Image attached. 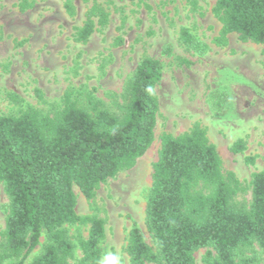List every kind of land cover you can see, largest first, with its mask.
Here are the masks:
<instances>
[{"label":"trees","instance_id":"trees-1","mask_svg":"<svg viewBox=\"0 0 264 264\" xmlns=\"http://www.w3.org/2000/svg\"><path fill=\"white\" fill-rule=\"evenodd\" d=\"M17 6L24 13L34 3L22 0ZM65 9L74 18L76 0H66ZM213 13L222 25L212 40L216 47L229 46L232 34L264 45V0H217ZM85 17L74 34L77 43L87 44L93 34L103 32L111 15L94 2ZM179 39L201 56L211 48L189 28H181ZM116 44L122 45V38ZM162 77L161 62L145 57L121 101L113 97L117 113L105 108L94 93H88L86 107H80L70 89L63 108L53 115L33 107L18 115H0V183L9 200L0 264H98L106 222L77 213L74 186L93 200L101 185L134 168L147 153L155 140L160 111L156 88ZM149 85L152 95L146 92ZM214 97L218 100L213 107L221 106L223 97ZM246 148V141L239 139L231 152L242 154ZM247 161L254 164L256 158ZM152 178L146 227L155 247L134 224L127 245L131 264H197L195 255L202 249H209L203 264H259L247 253L256 245L264 252V168L252 177L250 205L237 202L246 188L225 169L208 129L195 123L178 136H162ZM76 225L89 226L87 238L80 237L78 245L67 230Z\"/></svg>","mask_w":264,"mask_h":264},{"label":"rangeland","instance_id":"rangeland-1","mask_svg":"<svg viewBox=\"0 0 264 264\" xmlns=\"http://www.w3.org/2000/svg\"><path fill=\"white\" fill-rule=\"evenodd\" d=\"M21 1L0 0L1 116L18 115L27 107L53 115L63 108L70 89L80 107L85 108V96L94 93L105 108L117 113L113 97L120 100L140 62L151 57L162 64L163 77L156 88L160 111L150 149L134 168L101 185L93 200L77 186L73 189L77 213L97 215L106 222L103 255L119 251L125 264H131L127 245L134 224L155 247L146 227V207L161 138L188 132L195 123L208 129L225 169L246 188L237 202L250 205L252 177L264 168V45L244 42L237 34L230 35L226 48L213 45L222 29L213 13L217 0H76L74 18L66 13V0H30L34 7L24 13L17 6ZM94 2L110 13V24L87 44L77 43L76 29L83 26ZM183 27L210 45L207 54L198 55L180 42ZM118 38L123 40L120 46ZM215 94L223 98L214 108ZM239 139L246 141L247 148L235 155L231 147ZM249 157L256 158L254 164L247 161ZM8 204L0 183V243ZM67 230L78 245L80 237L87 238L89 226ZM208 250L196 253L197 264H203ZM80 256L77 249L76 257ZM247 256L264 264V252L257 245Z\"/></svg>","mask_w":264,"mask_h":264},{"label":"clouds","instance_id":"clouds-1","mask_svg":"<svg viewBox=\"0 0 264 264\" xmlns=\"http://www.w3.org/2000/svg\"><path fill=\"white\" fill-rule=\"evenodd\" d=\"M146 92L149 95L154 94V88L149 85L146 88ZM98 264H125L124 256L119 251H108L99 260Z\"/></svg>","mask_w":264,"mask_h":264},{"label":"bare ground","instance_id":"bare-ground-1","mask_svg":"<svg viewBox=\"0 0 264 264\" xmlns=\"http://www.w3.org/2000/svg\"><path fill=\"white\" fill-rule=\"evenodd\" d=\"M239 74V73H238Z\"/></svg>","mask_w":264,"mask_h":264}]
</instances>
